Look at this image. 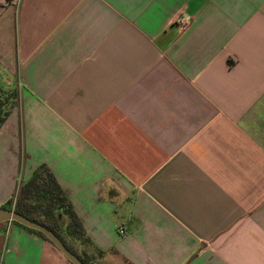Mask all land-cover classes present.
I'll return each instance as SVG.
<instances>
[{"label":"crops","instance_id":"crops-1","mask_svg":"<svg viewBox=\"0 0 264 264\" xmlns=\"http://www.w3.org/2000/svg\"><path fill=\"white\" fill-rule=\"evenodd\" d=\"M9 92L0 210L46 166L93 264H264V0H0ZM0 264L71 263L5 222Z\"/></svg>","mask_w":264,"mask_h":264},{"label":"trees","instance_id":"trees-1","mask_svg":"<svg viewBox=\"0 0 264 264\" xmlns=\"http://www.w3.org/2000/svg\"><path fill=\"white\" fill-rule=\"evenodd\" d=\"M0 102V126L6 121L10 110L2 112ZM14 208V211L29 220L41 224L54 232L64 244L85 264H93L76 247L74 240L82 243H90L81 220L73 209L65 192L62 190L51 170L46 166L39 167L31 179L22 184L16 193L15 200H11L5 209ZM63 211L70 220V226L64 230L57 215ZM14 224L19 225L16 222ZM25 230L37 234L44 240L55 246L41 232L21 226Z\"/></svg>","mask_w":264,"mask_h":264},{"label":"water","instance_id":"water-1","mask_svg":"<svg viewBox=\"0 0 264 264\" xmlns=\"http://www.w3.org/2000/svg\"><path fill=\"white\" fill-rule=\"evenodd\" d=\"M5 222H16L21 226L41 232L46 238H48L55 245V247L63 254L64 257H66V259L71 264H85L64 244V242L54 232H52L47 227L38 224L36 222H33L28 218L15 212L14 210H9V209L0 210V223H5Z\"/></svg>","mask_w":264,"mask_h":264},{"label":"rangeland","instance_id":"rangeland-1","mask_svg":"<svg viewBox=\"0 0 264 264\" xmlns=\"http://www.w3.org/2000/svg\"><path fill=\"white\" fill-rule=\"evenodd\" d=\"M4 96L2 97V100L0 102H2V112H5L6 110L9 109L10 104L8 103L9 101L13 100L15 95H17L16 93H5L3 94Z\"/></svg>","mask_w":264,"mask_h":264},{"label":"built area","instance_id":"built-area-1","mask_svg":"<svg viewBox=\"0 0 264 264\" xmlns=\"http://www.w3.org/2000/svg\"><path fill=\"white\" fill-rule=\"evenodd\" d=\"M15 6H19V4H20V2H21V0H10ZM180 23L182 24V25H186V24H188L189 23V20H188V18L187 17H185L184 15H182V17L180 18ZM120 235L121 236H126V230L125 229H123V228H120Z\"/></svg>","mask_w":264,"mask_h":264}]
</instances>
